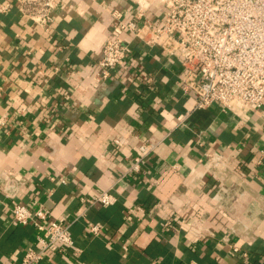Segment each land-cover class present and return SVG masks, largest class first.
I'll return each mask as SVG.
<instances>
[{
    "label": "crops",
    "instance_id": "1",
    "mask_svg": "<svg viewBox=\"0 0 264 264\" xmlns=\"http://www.w3.org/2000/svg\"><path fill=\"white\" fill-rule=\"evenodd\" d=\"M6 1L0 178L15 176L13 200L63 217L73 236L39 264H264L262 110L195 108L177 62L128 33V61L93 79L114 15L132 19L143 8L156 17L157 0H58L49 31ZM151 134L161 142L130 170L135 137L120 150L113 137ZM101 190L116 201L93 203ZM9 202L0 193V264H20L36 230L10 218ZM87 221L102 233L89 234Z\"/></svg>",
    "mask_w": 264,
    "mask_h": 264
},
{
    "label": "built area",
    "instance_id": "2",
    "mask_svg": "<svg viewBox=\"0 0 264 264\" xmlns=\"http://www.w3.org/2000/svg\"><path fill=\"white\" fill-rule=\"evenodd\" d=\"M16 2L34 25L43 31L51 29L58 0ZM157 3L160 12L156 17H148L143 8L132 19L114 15L96 61L95 82L112 77L128 61L132 47L123 38L128 33L142 45L156 47L177 62L180 89L194 98L195 108L217 103L235 113L259 108L264 114V0H157ZM10 4V1L0 3V12ZM134 137L136 151L130 170L138 171L141 160L162 137L115 136L112 145L117 150L123 149ZM19 186L15 176L0 178V193L10 201L6 205L10 218L19 224H31L36 230V247L23 254L20 264H39L47 251H62L73 245L72 232L63 217L51 219L46 210H32L14 201ZM91 201L108 206L116 197L109 190H101ZM133 211L131 208L124 219L130 220ZM87 231L99 235L103 225L87 221ZM232 251L238 252L239 248L234 246ZM241 255L245 258L247 254Z\"/></svg>",
    "mask_w": 264,
    "mask_h": 264
}]
</instances>
